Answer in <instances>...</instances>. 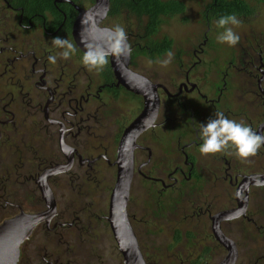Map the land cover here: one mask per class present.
<instances>
[{"label":"flooded vegetation","instance_id":"1","mask_svg":"<svg viewBox=\"0 0 264 264\" xmlns=\"http://www.w3.org/2000/svg\"><path fill=\"white\" fill-rule=\"evenodd\" d=\"M201 1L205 7L211 4V0ZM94 5L95 0H0V212L15 209L19 215L28 214L22 202H36L38 193L42 208L35 213L47 211L40 188L47 174L46 185L57 207L53 220L39 225L22 245L18 264H33L37 253L44 264H64L58 251L40 249L49 241L66 245L68 260L74 242V256H80V251L89 255L81 247L93 241L94 221L106 222L111 230L110 201L108 215H104L105 202L103 215L97 216L93 198L98 192L91 186L104 175L101 164L116 170L117 181L121 139L143 112L145 101L118 84L110 58L99 73L81 64L83 52L75 42L74 26L79 9ZM117 16L131 17L128 12ZM210 17L203 13L207 30L201 41L177 49V77L171 85L137 70L138 57L155 60L159 56L149 57L143 33L133 34L130 23H115L125 28L132 48L129 70L161 87L155 125L136 143L132 187L137 179L150 188L148 199L164 211L161 218L168 213L167 206L170 215L182 217L187 229L174 231L168 249L175 264H222L229 257L230 264H264V187L256 186L257 179L264 180V147L246 160L230 150L207 156L198 151L199 124L213 118L217 110L264 134V33L252 31L237 48L225 49L218 67L209 39ZM109 22L110 12L101 28H111ZM57 36L76 46L71 58H59L60 50L51 44ZM49 55L58 56L55 64L49 63ZM122 96L140 104L112 150L111 142L106 145L105 126ZM64 187L75 194L68 206L60 207L55 192ZM132 187L128 216L145 262L151 264L135 228L138 218L131 215ZM224 213L229 217L219 228L233 243L229 247L214 235L217 217ZM202 227L209 229L207 236L199 235ZM33 247L38 250L30 257Z\"/></svg>","mask_w":264,"mask_h":264},{"label":"rangeland","instance_id":"2","mask_svg":"<svg viewBox=\"0 0 264 264\" xmlns=\"http://www.w3.org/2000/svg\"><path fill=\"white\" fill-rule=\"evenodd\" d=\"M186 6V13L182 16H178L172 20L165 22L159 32L160 42L165 38H169V40L173 41V45L171 50L174 53V58L172 62L167 67H161L158 63L159 60L166 58V53L159 56L152 63H149L150 59H144V57H138L135 60L137 65V70L147 74L154 79H158L159 81L171 85L173 81V77L176 76V63L175 56L177 49L186 50L196 45L203 38V33L207 30L206 23L203 18V13L205 10L206 3L201 0H179ZM86 7H90L91 3H87ZM255 7L254 15L248 18H239L241 20V24L238 27H234L233 30L240 36V42H242L244 35L251 34L252 31L264 33V5H253ZM123 16L121 19L115 21L111 20L107 26H115L116 22H120L122 25L128 22L131 24V29L133 34L138 32L139 22L135 17H130L129 19ZM217 29L215 26V21L212 22L211 32L209 33V39L211 41V45L213 46V60L215 64L219 67L223 62V51L225 49L234 50L239 45V42L234 47H230L227 44H220L216 40ZM131 98L122 96L120 101L116 104L115 111L112 114L111 122L107 123L105 126V132L107 136V144L110 145L112 143V150H115V143L121 132L128 126L129 121L133 120L137 114V107L140 104V101H131ZM165 105L167 104L166 98L164 99ZM136 108V109H135ZM126 122V123H125ZM110 134V137H109ZM117 146V145H116ZM115 147V148H114ZM110 148V150H111ZM111 150V151H112ZM110 151V153H111ZM103 167L102 170L104 174L100 176L98 179V183L91 186L94 190L93 192H98L93 199H95V213L97 216L101 217L103 215L102 204L106 202L105 214L108 215V205L110 201V196L112 194V190L116 186V170L110 168L106 164H101ZM96 190V191H95ZM150 193V188L143 185L140 180H135L132 187V197H131V215H134L138 218L135 223V228L137 229L139 239L141 242V246L144 247V252L147 258L150 260L151 264H175L173 255L168 251L169 248H172L174 231L177 228H182V230H186L187 226L183 224L182 217L178 213H174L170 215V209L167 206L165 210L168 213L164 214V218H161L164 211L161 212L157 207L156 203L151 202L148 199V194ZM75 193L72 192L69 188H62L55 192V196L60 207L68 206L73 198ZM37 195V194H36ZM40 194L36 196V202L25 203L22 202L23 207L27 210L28 214L34 215L35 211L42 208V204L39 202ZM106 196L105 200L104 197ZM87 198V197H86ZM87 201L91 200L90 197L86 199ZM86 201V202H87ZM19 210L11 209L8 212H0V226L4 223L5 220H11L19 215ZM17 215V216H14ZM13 217V218H11ZM143 218V222H140V219ZM147 222V223H146ZM189 224V223H188ZM93 241L88 243L85 247H81V249H88L89 255L83 256V251H80V256L76 257L72 254V251H77L76 243L72 244V251H69L71 255L68 256L66 252L68 249L66 245H61L59 243H51L50 241L41 245L40 249H48L49 251H53L62 256V263L64 264H123V258L118 250L117 243L114 240L112 231L108 228L106 222L100 224L99 219L95 220L93 223ZM200 231L203 234H199L200 236H207L209 234V229L202 227ZM38 242L39 239H38ZM78 247V245H77ZM34 248V247H33ZM36 248L34 251H30V257H32L35 253H37ZM156 252L153 255V252ZM91 253L93 255H91ZM151 253V255H150ZM35 264H44L41 261V254L37 253ZM33 263V264H34Z\"/></svg>","mask_w":264,"mask_h":264},{"label":"water","instance_id":"3","mask_svg":"<svg viewBox=\"0 0 264 264\" xmlns=\"http://www.w3.org/2000/svg\"><path fill=\"white\" fill-rule=\"evenodd\" d=\"M110 3L111 0H95V5L91 9H79V17L74 26L73 36L82 52L89 43L105 44L108 36L106 29L108 28H101V25L109 15ZM101 29L105 31H101ZM109 58L118 84L127 91L141 96L145 101L143 112L124 132L120 142L117 160V183L110 200V227L123 258V264H146L129 220L128 205L134 177L136 143L141 135L155 125L160 110L158 90L161 87L129 70L130 55L109 56ZM48 177V174L45 175L40 182L42 197L47 202V211L34 215L21 213L0 226V264H18L22 245L41 223L47 221L49 224L51 218L56 216V202L46 185ZM228 215L227 213L219 215L214 228L217 241L226 247L232 246L233 243L220 231L219 223L223 219H227ZM232 262V258L229 257L222 264Z\"/></svg>","mask_w":264,"mask_h":264},{"label":"clouds","instance_id":"4","mask_svg":"<svg viewBox=\"0 0 264 264\" xmlns=\"http://www.w3.org/2000/svg\"><path fill=\"white\" fill-rule=\"evenodd\" d=\"M241 20L235 13L222 15L215 20L217 29L216 40L220 44L234 47L238 44L240 36L233 30L238 27ZM101 31H105L101 29ZM108 36L105 44L89 43L86 45L83 55L80 57L81 64L88 71H103L108 63L109 56L130 55L132 48L128 43L127 32L124 27L115 25L106 29ZM52 46L59 51V58L67 60L77 51L76 46L67 38L59 36L52 38ZM174 53L168 51L166 58L158 61L161 67H167L173 60ZM57 55H49L51 64L57 62ZM149 63H152L149 60ZM198 135L202 141L198 151L202 156L231 151L241 160L253 157L264 147V134L253 131L250 126L243 122L229 119L223 111H215L214 117L209 118L206 123L199 124ZM257 187H264V180H256Z\"/></svg>","mask_w":264,"mask_h":264},{"label":"trees","instance_id":"5","mask_svg":"<svg viewBox=\"0 0 264 264\" xmlns=\"http://www.w3.org/2000/svg\"><path fill=\"white\" fill-rule=\"evenodd\" d=\"M256 4L264 5V0H211V4L205 7L204 14H210V22L233 13L238 18H248L254 15L253 5ZM125 12L138 20L137 34L140 36L143 33L149 48L148 55L154 59L172 50L173 41L165 38L160 42L157 36L165 22L186 13V6L179 0H111V20L121 19L117 15Z\"/></svg>","mask_w":264,"mask_h":264},{"label":"bare ground","instance_id":"6","mask_svg":"<svg viewBox=\"0 0 264 264\" xmlns=\"http://www.w3.org/2000/svg\"><path fill=\"white\" fill-rule=\"evenodd\" d=\"M117 166H118V164H117ZM46 203H47V202H46ZM109 214H110V208H109ZM52 219H53V217L51 218V221H52ZM108 219H109V220H108V221H109V224H111V221H110L111 218L108 217ZM51 221H50V222H51ZM43 223H47V221H45V222H43ZM41 224H42V223H41ZM41 224H40V225H41Z\"/></svg>","mask_w":264,"mask_h":264}]
</instances>
